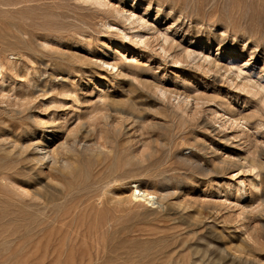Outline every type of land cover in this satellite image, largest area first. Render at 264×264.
<instances>
[{
	"label": "rangeland",
	"instance_id": "1",
	"mask_svg": "<svg viewBox=\"0 0 264 264\" xmlns=\"http://www.w3.org/2000/svg\"><path fill=\"white\" fill-rule=\"evenodd\" d=\"M101 2L0 0V264H264V0Z\"/></svg>",
	"mask_w": 264,
	"mask_h": 264
},
{
	"label": "bare ground",
	"instance_id": "2",
	"mask_svg": "<svg viewBox=\"0 0 264 264\" xmlns=\"http://www.w3.org/2000/svg\"><path fill=\"white\" fill-rule=\"evenodd\" d=\"M91 1H93V2H97V3H102L101 2V0H91ZM159 1V0H158ZM103 4V3H102ZM159 4V3H158ZM161 5V4H160ZM158 10H160V8L158 9ZM117 11V10H116ZM126 11V10H125ZM124 11V12H125ZM118 12V14L122 17V18H126L130 23H133V22H137L140 26L143 24V23H145V21L146 20H144V22L142 21V17L141 16H137V17H135L136 16V14H134V12L132 11V13L130 12V13H128V14H126V13H124V12H121V11H117ZM129 12V11H128ZM135 15V16H134ZM105 22H106V20H105ZM124 23V22H123ZM137 23H135V25L137 26ZM112 26V24L111 23H109V22H106L105 23V27H111ZM104 27V28H105ZM138 28V27H137ZM107 29V28H106ZM111 29V28H110ZM120 29V28H119ZM107 30H109V29H107ZM166 31H167V29H166ZM119 32V31H118ZM122 32V31H121ZM120 32V33H121ZM124 33V32H123ZM125 34V33H124ZM162 34H165L164 32L163 33H161V35ZM127 35V34H126ZM136 36H138V35H140L139 33H137V31H136V34H135ZM165 36V35H164ZM163 37V36H162ZM161 37V38H162ZM167 37V33H166V36L165 37H163L161 40H162V42L163 43H166L165 45H166V47H167V42H166V40L168 39V37ZM210 39V38H209ZM80 41V40H79ZM252 41V40H251ZM161 42V41H160ZM204 42V41H203ZM262 42H263V45L261 46V47H263L264 48V41L262 40ZM87 43V42H86ZM102 43V42H101ZM163 43L161 44V51H163V50H166L167 48H165V46L163 45ZM260 43V42H259ZM262 44V43H261ZM87 45V44H86ZM102 45H104L103 43H102ZM178 45V44H177ZM177 45H176V47H177ZM202 45H204V44H202ZM201 45V46H202ZM106 46V48H107V45H105ZM259 46V44H257V47ZM100 47V46H99ZM175 47V48H176ZM178 47H179V45H178ZM177 47V48H178ZM110 48V47H109ZM172 48V47H171ZM206 48L210 51V40H208V46H206ZM108 49V48H107ZM182 49L183 48H181V50H180V52L182 53V52H184V51H182ZM116 50V49H115ZM257 50V49H256ZM176 51V50H175ZM179 51V50H178ZM189 51V50H188ZM198 51H199V53H198ZM197 51V53H198V55L199 54H201V57L199 58V59H201V63H202V65L204 66V65H206V67L208 66L209 67V65H211V67L210 68H212L213 66H212V64H211V62H210V60L208 59L209 58V55L208 54H205L204 53V47L203 48H200L199 50ZM209 51H208V53H209ZM166 52H167V50H166ZM177 52V51H176ZM117 53V52H116ZM179 53V52H178ZM196 53V54H197ZM118 54H120V53H118ZM117 54V55H118ZM116 55V56H117ZM195 55V54H194ZM193 55V56H194ZM12 56V55H11ZM106 56V55H105ZM183 56L184 57H187L186 59H188V58H190V59H192L193 57H192V53L191 52H185V54L183 53ZM249 56L250 57H253V55L251 54V52H250V54H249ZM108 57V56H107ZM119 57V56H118ZM192 57V58H191ZM195 57H197V56H195ZM108 59V58H107ZM195 59V58H194ZM193 59V60H194ZM197 60V61H200V60ZM229 59V58H228ZM213 60V59H212ZM211 60V61H212ZM236 60V59H235ZM101 61V60H100ZM174 61H175V59H174ZM232 61V60H231ZM229 62V64H231V66L230 67H232L233 65H234V67L236 68V71H234L235 72V77L234 78H237V77H240V76H242V73H241V71H242V69L243 68H245V66L247 65V62H244L242 65L243 66H239L238 64H236V63H234V62ZM101 62H103L106 66H108V65H110V66H116V65H114V64H112L110 61H108V60H103L102 59V61ZM213 62V61H212ZM214 62H216V61H214ZM213 62V63H214ZM113 63H114V61H113ZM2 64V63H1ZM103 64V65H104ZM112 64V65H111ZM115 64H116V62H115ZM201 65V64H200ZM214 65V64H213ZM226 66V65H225ZM228 66V67H229ZM216 67H218L217 65H216ZM216 67H215V69H216ZM220 68L222 67V66H219ZM5 68V67H4ZM4 68L0 65V82H3L4 80H5V78H6V74H4ZM252 68V67H251ZM209 69V68H208ZM262 70H259L260 71V73L258 72L257 74H259V75H257L258 77L257 78H262V76H263V74H264V68H261ZM227 71H228V69H226ZM226 71V72H227ZM229 71H231L230 69H229ZM228 71V72H229ZM250 72V71H249ZM248 72V73H249ZM253 71H251L250 73H252ZM230 73H232V72H230ZM249 73V74H250ZM252 76V75H251ZM255 77V76H254ZM264 77V76H263ZM240 79H241V77H240ZM254 79V78H253ZM242 86H244V87H246V88H249V91H251L254 95H259V98L261 99V100H263L264 101V84H262V83H260V81H259V83H256L257 81H252V79H251V77H250V75L249 76H244L243 75V77H242ZM182 81H183V79H182ZM184 82V81H183ZM264 82V81H263ZM184 84V83H183ZM187 84V83H186ZM178 88V87H177ZM174 89V88H173ZM158 90L162 93V94H167V92H166V90H164V89H162V88H158ZM172 91V90H171ZM174 92H177V91H175V89L173 90ZM179 92H181V90H178ZM178 92V93H179ZM182 93V92H181ZM181 93H179V94H181ZM185 93V92H184ZM179 94H177V96H178V101H185L186 99V94H185V96H181V95H179ZM174 95V94H173ZM183 95V94H182ZM175 96V95H174ZM176 96V97H177ZM185 102H187V101H185ZM259 124H260V122H259ZM255 125H258V123L257 124H255ZM262 127H264V126H262V125H258L257 126V128H262ZM255 128V127H254ZM256 129V128H255ZM261 130V129H260ZM52 133V131H50V129H48L47 127H44V128H42L41 129V132H40V134H38V135H36L35 134V132H28V135H33L34 134V137L32 136V138H30L28 141H29V144L31 145V146H33V149H34V152L36 153V155L38 156V160H37V162L40 160V161H43V160H47V158L49 159H51L53 162H55L54 160L56 159L55 157H54V151H53V148H52V143H51V141H52V136L50 135ZM10 143H13V142H10ZM54 146V145H53ZM71 147L73 148V145H71ZM50 161V160H49ZM57 162V161H56ZM38 163H40V162H38ZM41 164V163H40ZM251 164V163H250ZM61 165L62 166H67L68 165V163H67V161L65 160V159H63V160H61ZM253 165V164H252ZM251 167V166H250ZM249 167V168H250ZM255 167V166H254ZM251 169V168H250ZM251 170H253V168L251 169ZM251 170H249V171H251ZM256 172H258L257 170H255V173ZM113 176V175H112ZM258 176V175H257ZM257 176H256V178H257ZM110 178H111V176H109ZM113 178H115V177H113ZM109 179V178H108ZM117 179V178H116ZM119 180V179H118ZM106 182H107V180H106ZM110 182V181H109ZM111 182H112V180H111ZM110 182V183H111ZM119 182H121L120 180H119ZM130 182V181H129ZM213 182V181H212ZM126 183V182H125ZM128 183V182H127ZM147 183V182H146ZM144 181H141L139 184H136L135 182H132V186L130 187V194H129V199L130 200H134V202H138V203H143V204H149V205H158L159 204V196L157 195V193L155 192V190H151L152 188L149 186V185H147ZM213 183H216L217 184V182L215 181V182H213ZM123 184V183H122ZM121 184V185H122ZM148 184H150L149 182H148ZM218 185V184H217ZM253 184H251V186H252ZM105 186H108V184L107 185H105ZM226 186V185H225ZM250 186V185H249ZM212 187H213V185H212ZM223 187H224V185H223ZM221 188H222V186H221ZM248 188V187H247ZM102 189H104V188H102ZM108 189V188H107ZM163 189V188H162ZM161 189V190H162ZM223 189V188H222ZM160 190V191H161ZM102 191V190H101ZM222 191V193H223V196L226 198V197H231V195L233 196V195H238V197L239 198H242V199H245L246 200V197H248V195H247V189H246V180L245 179H242V178H238V181L236 182V183H231L230 185H228V186H226L225 187V190H221ZM106 192V191H105ZM109 192H110V190H109ZM249 192H250V190H249ZM98 193H100V192H98ZM221 193V192H220ZM252 193V192H251ZM105 194H107V193H105ZM250 194V193H249ZM98 195H100V194H98ZM99 197V196H98ZM161 197H163L162 195L160 196V198ZM235 197V196H234ZM238 197H237V199H238ZM164 198V197H163ZM103 200V199H102ZM119 201V200H118ZM122 201V200H121ZM243 201V200H242ZM161 203V202H160ZM100 204V203H99ZM98 204V205H99ZM235 250V249H234ZM238 252V250H235V252ZM239 253V252H238ZM241 253H243V251H241ZM245 253V252H244ZM254 254V253H253ZM248 255V254H247ZM250 255V254H249ZM248 255V256H249ZM259 255V254H258ZM255 256V255H254ZM257 256V255H256ZM250 257H253V256H250ZM258 257V256H257ZM254 258H256V257H254ZM260 258H262V257H260ZM259 257H258V259H260Z\"/></svg>",
	"mask_w": 264,
	"mask_h": 264
}]
</instances>
